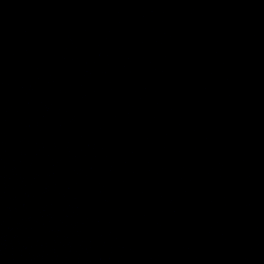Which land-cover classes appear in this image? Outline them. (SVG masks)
Instances as JSON below:
<instances>
[{"label":"water","instance_id":"obj_1","mask_svg":"<svg viewBox=\"0 0 264 264\" xmlns=\"http://www.w3.org/2000/svg\"><path fill=\"white\" fill-rule=\"evenodd\" d=\"M0 264H264V0H0Z\"/></svg>","mask_w":264,"mask_h":264}]
</instances>
